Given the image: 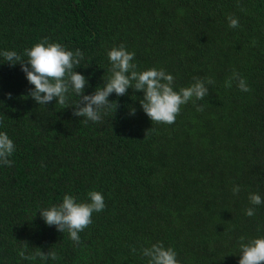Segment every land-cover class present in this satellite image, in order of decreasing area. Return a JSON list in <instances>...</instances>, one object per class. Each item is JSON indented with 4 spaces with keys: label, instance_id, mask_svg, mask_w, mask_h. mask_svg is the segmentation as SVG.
Returning <instances> with one entry per match:
<instances>
[{
    "label": "trees",
    "instance_id": "trees-1",
    "mask_svg": "<svg viewBox=\"0 0 264 264\" xmlns=\"http://www.w3.org/2000/svg\"><path fill=\"white\" fill-rule=\"evenodd\" d=\"M45 38L84 54L75 71L88 81L85 95L103 86L107 52L121 44L139 70L171 74L175 91L193 77L215 83L171 125L151 123L131 88L108 97L115 113L83 123L69 107L78 96L66 109L36 104L20 65L0 56V132L16 148L13 165H0V264H147L140 250L157 242L179 264H238L239 238L264 237V202L248 200L264 201V0H0V51L22 55ZM233 71L250 92L225 87ZM89 191L105 208L78 245L40 218L64 195L87 202ZM22 241L26 254L58 259H21Z\"/></svg>",
    "mask_w": 264,
    "mask_h": 264
},
{
    "label": "clouds",
    "instance_id": "clouds-1",
    "mask_svg": "<svg viewBox=\"0 0 264 264\" xmlns=\"http://www.w3.org/2000/svg\"><path fill=\"white\" fill-rule=\"evenodd\" d=\"M230 28L239 27V21L233 16H228ZM255 43V42H253ZM0 56L9 67L19 64L27 82L32 85L28 90L30 97L36 104L45 106L55 100L63 109L71 107L73 116L84 118L83 123L101 122L102 114L118 107L116 101H109L108 97L115 93L117 97L124 96L129 88L135 92H142L143 97L139 100L140 107L151 123L171 125L175 123L180 114L181 106L189 101L194 104L203 100L209 90L206 85L215 83L212 78L193 77V83L188 87L174 90V77L164 69L150 68L139 70L135 64V53L127 51L121 44L113 47L107 52L110 62L109 75L103 82L102 87H97L93 94L85 95L84 90L88 87L86 77L79 74L75 69L84 59L80 49L75 52L66 50L59 43H49L47 38L36 43L30 49L25 48L23 54L16 51H0ZM26 57L27 59H24ZM233 81L242 92H250L247 81L236 71L225 81V87L230 88ZM74 93L79 97L71 106L65 107L69 102V94ZM11 99V93L6 94ZM3 102L0 101V104ZM197 111H203V106H197ZM130 115L135 114V108L129 109ZM150 130V129H149ZM15 144L9 136L0 132V165L11 167L13 161L9 159L15 152ZM43 166V165H42ZM240 186L232 188L233 194L240 192ZM87 202L78 203L72 195H64L62 203L39 211L40 218L47 226H55L56 230L68 234L74 244L80 243L79 233L92 223V214L104 210L105 203L103 195L98 191H89L86 194ZM249 203L258 206L262 202L259 194L250 193ZM245 215L253 217L255 208L245 209ZM239 260L238 264H264V237L252 238L245 242V237L239 238ZM22 247L17 252L23 260L55 261L58 259L55 251H36L28 255L29 248L26 241L21 242ZM131 251L135 253L136 248ZM142 257L147 258V264H179L176 259L177 253L171 248H165L160 242L144 247L140 250Z\"/></svg>",
    "mask_w": 264,
    "mask_h": 264
}]
</instances>
